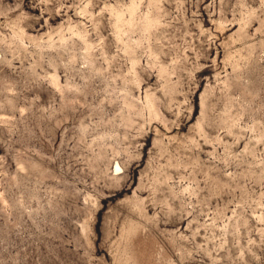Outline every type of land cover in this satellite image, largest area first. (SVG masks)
I'll return each instance as SVG.
<instances>
[{
    "label": "rangeland",
    "instance_id": "rangeland-1",
    "mask_svg": "<svg viewBox=\"0 0 264 264\" xmlns=\"http://www.w3.org/2000/svg\"><path fill=\"white\" fill-rule=\"evenodd\" d=\"M0 264H264V0H0Z\"/></svg>",
    "mask_w": 264,
    "mask_h": 264
},
{
    "label": "bare ground",
    "instance_id": "bare-ground-1",
    "mask_svg": "<svg viewBox=\"0 0 264 264\" xmlns=\"http://www.w3.org/2000/svg\"><path fill=\"white\" fill-rule=\"evenodd\" d=\"M117 167H119V165Z\"/></svg>",
    "mask_w": 264,
    "mask_h": 264
}]
</instances>
